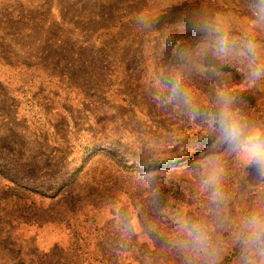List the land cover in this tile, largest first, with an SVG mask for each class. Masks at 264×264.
Returning <instances> with one entry per match:
<instances>
[{
  "label": "rangeland",
  "instance_id": "obj_1",
  "mask_svg": "<svg viewBox=\"0 0 264 264\" xmlns=\"http://www.w3.org/2000/svg\"><path fill=\"white\" fill-rule=\"evenodd\" d=\"M252 4L0 0V264H244L264 78L213 55L202 26L264 49ZM219 93L234 144L209 124Z\"/></svg>",
  "mask_w": 264,
  "mask_h": 264
},
{
  "label": "clouds",
  "instance_id": "obj_2",
  "mask_svg": "<svg viewBox=\"0 0 264 264\" xmlns=\"http://www.w3.org/2000/svg\"><path fill=\"white\" fill-rule=\"evenodd\" d=\"M252 9L257 27L264 28V0H253ZM202 30L206 34L213 55L221 60L242 59L246 61V75L251 83L264 78V49L252 38L239 41L230 36L228 31L217 26L205 24ZM173 95H181L178 83L172 87ZM219 110L211 115L209 124L226 144H234L240 140L241 129L236 114L231 110V97L219 93ZM185 102L187 100L185 99ZM242 151L245 157L264 168V141L254 140L246 143ZM213 200L222 198L218 190L212 193ZM247 229L243 241L244 264H264V216L250 215L245 221ZM192 237L197 244L206 243V233L197 225L192 226Z\"/></svg>",
  "mask_w": 264,
  "mask_h": 264
},
{
  "label": "crops",
  "instance_id": "obj_3",
  "mask_svg": "<svg viewBox=\"0 0 264 264\" xmlns=\"http://www.w3.org/2000/svg\"><path fill=\"white\" fill-rule=\"evenodd\" d=\"M122 251H123V249H120L119 251H118V258H119V260H122V261H124V259L122 258Z\"/></svg>",
  "mask_w": 264,
  "mask_h": 264
}]
</instances>
